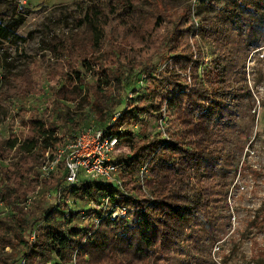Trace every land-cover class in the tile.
Wrapping results in <instances>:
<instances>
[{
  "label": "trees",
  "instance_id": "obj_1",
  "mask_svg": "<svg viewBox=\"0 0 264 264\" xmlns=\"http://www.w3.org/2000/svg\"><path fill=\"white\" fill-rule=\"evenodd\" d=\"M244 1L232 0L219 15L199 19L181 1L148 0V7L140 0L78 3L82 14L76 28L48 43L54 61L46 68L44 101L21 108L27 115L21 119L24 131L3 136L0 127V207L7 209H0V264L16 263L6 247L20 248L25 264H48L53 258L58 262L49 264H199L185 246L215 240L222 230L227 184L217 171L232 164L243 135L235 117L242 113L249 49L232 16L243 19L238 7ZM12 8L29 9L9 2L0 10L2 41L17 37L14 26L22 21L7 13ZM197 35L213 45V66L204 63L195 46ZM156 55L168 61L164 68L156 67ZM37 63H28L1 83L2 120L13 98L40 90L43 68ZM135 78L146 83L150 99L128 100L127 86ZM67 102L84 104L95 123L79 126ZM150 115L159 117L157 130L135 135L132 124ZM160 119L167 137H162ZM109 124L129 148L118 154L122 188L80 179L61 190V202L52 201L49 195L57 192L65 175L60 170L41 175L45 150H55L66 135L83 128ZM143 165L146 171L141 173ZM41 186L48 190L46 207L35 198ZM103 195L128 207V214L102 217L96 227L72 222L76 211L71 213L69 197L98 202ZM256 220L264 225V204ZM247 264H264V248Z\"/></svg>",
  "mask_w": 264,
  "mask_h": 264
},
{
  "label": "rangeland",
  "instance_id": "obj_2",
  "mask_svg": "<svg viewBox=\"0 0 264 264\" xmlns=\"http://www.w3.org/2000/svg\"><path fill=\"white\" fill-rule=\"evenodd\" d=\"M82 1L84 0H0V10L5 9L9 2L29 8L24 12L13 8L7 10L9 14L18 15L22 21L14 26L17 37L9 41L0 40V85L7 81L6 77L10 73L24 69L30 62H38L41 70L43 68L39 75L40 90L24 98H13L7 104V114L3 120L0 113L3 136L19 130L24 131L21 119L25 120L27 115L21 113V108L40 106L44 101L43 97L48 90L45 72L54 61L53 53L47 48L48 43L76 28L77 16L82 14L78 3ZM171 1L189 4L195 19L219 15L224 12L223 7L232 3V0ZM244 2L245 5L238 7L243 19L237 15L232 16L237 21L236 28L243 34L249 49L245 63V81L240 93L243 99L242 113L235 117L237 128L243 135L238 137L239 144L234 149L232 164L217 171L218 176L227 184V194L222 202V230L215 240L209 239L197 247L185 246L190 254L198 257L199 264H247L252 254L264 248V225L256 220L264 204V0H257L256 3L251 0ZM139 4L142 7L149 5L148 0H140ZM196 38L194 44L202 53L204 63L213 66L217 58L213 45L200 35ZM153 62L157 68H164L168 61L156 55ZM127 90L128 100L137 102L142 98L150 99L146 83L139 78L131 80ZM65 104L75 120H78L79 126L95 123L93 116L86 115L84 104ZM158 125L159 117L150 115L132 124V129L135 135L140 136L154 133ZM128 149L126 143L120 142V152H128ZM8 160H4L3 164ZM252 169L256 173L251 172ZM35 198L46 207L49 203L47 188L39 187L35 191ZM95 203L96 201L87 198L69 197L71 213L76 211L72 222L84 225L77 213L95 208ZM0 209L7 211L2 206ZM5 251L12 260H16L15 264H20V248L6 247ZM57 262L58 259L53 258L48 264Z\"/></svg>",
  "mask_w": 264,
  "mask_h": 264
},
{
  "label": "built area",
  "instance_id": "obj_3",
  "mask_svg": "<svg viewBox=\"0 0 264 264\" xmlns=\"http://www.w3.org/2000/svg\"><path fill=\"white\" fill-rule=\"evenodd\" d=\"M120 114L121 111L117 112L112 119ZM163 123L164 121L160 119L162 137H167ZM109 127L111 124L104 128L94 126L83 128L74 136L66 135V142L55 150H45L38 167L41 175L48 177L57 170L65 175L57 192L49 195L52 201L61 202L63 199L61 190L77 183L80 179L112 182L122 188L119 176L121 162L118 160L120 141L117 134ZM145 171L146 166L143 165L140 172ZM24 203H29V200ZM94 206L95 208L90 212L86 210L79 212L82 223H90L96 227L102 217H123L129 212L128 207L114 203L109 195L101 196ZM38 225L39 223L28 235L29 242L35 239ZM19 263L25 264V261L21 259Z\"/></svg>",
  "mask_w": 264,
  "mask_h": 264
}]
</instances>
